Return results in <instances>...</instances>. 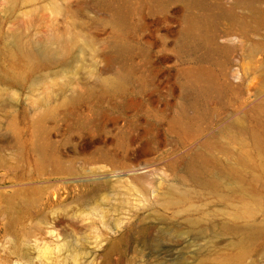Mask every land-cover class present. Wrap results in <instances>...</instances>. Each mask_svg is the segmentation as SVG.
I'll use <instances>...</instances> for the list:
<instances>
[{"label": "rangeland", "instance_id": "374dc122", "mask_svg": "<svg viewBox=\"0 0 264 264\" xmlns=\"http://www.w3.org/2000/svg\"><path fill=\"white\" fill-rule=\"evenodd\" d=\"M231 221L264 264V0H0V264H237Z\"/></svg>", "mask_w": 264, "mask_h": 264}, {"label": "bare ground", "instance_id": "6f19581e", "mask_svg": "<svg viewBox=\"0 0 264 264\" xmlns=\"http://www.w3.org/2000/svg\"><path fill=\"white\" fill-rule=\"evenodd\" d=\"M213 178L218 180L217 174H214ZM227 230H228L230 235L236 236V240L233 241V243L236 244V246L238 248L236 263L237 264H246V260L250 257L251 254H250L249 250L246 249L245 245H246V243L252 241V239H253L252 235L247 233L244 230L243 226L238 225L235 221H231L227 225Z\"/></svg>", "mask_w": 264, "mask_h": 264}]
</instances>
